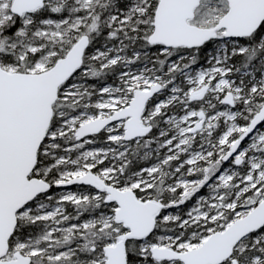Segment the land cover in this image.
Returning <instances> with one entry per match:
<instances>
[{"label": "snow or ice", "instance_id": "snow-or-ice-1", "mask_svg": "<svg viewBox=\"0 0 264 264\" xmlns=\"http://www.w3.org/2000/svg\"><path fill=\"white\" fill-rule=\"evenodd\" d=\"M0 264H264V0H0Z\"/></svg>", "mask_w": 264, "mask_h": 264}, {"label": "trees", "instance_id": "trees-1", "mask_svg": "<svg viewBox=\"0 0 264 264\" xmlns=\"http://www.w3.org/2000/svg\"><path fill=\"white\" fill-rule=\"evenodd\" d=\"M73 190H75V188H73Z\"/></svg>", "mask_w": 264, "mask_h": 264}]
</instances>
